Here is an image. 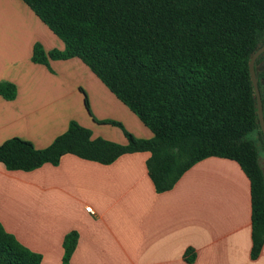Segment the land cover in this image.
I'll return each mask as SVG.
<instances>
[{
  "label": "crops",
  "instance_id": "obj_1",
  "mask_svg": "<svg viewBox=\"0 0 264 264\" xmlns=\"http://www.w3.org/2000/svg\"><path fill=\"white\" fill-rule=\"evenodd\" d=\"M37 44L46 54L65 50L23 0H0V84L16 88L13 100L0 95V145L19 137L46 149L71 122L93 140L128 145L111 122L153 139L81 59L35 63ZM150 156L126 154L104 165L67 154L30 172L0 163V223L45 264L62 263L72 232L78 243L71 264H264V247L251 257V185L238 163L204 159L174 189L158 193Z\"/></svg>",
  "mask_w": 264,
  "mask_h": 264
},
{
  "label": "trees",
  "instance_id": "obj_2",
  "mask_svg": "<svg viewBox=\"0 0 264 264\" xmlns=\"http://www.w3.org/2000/svg\"><path fill=\"white\" fill-rule=\"evenodd\" d=\"M65 44L49 54L36 45L33 61L79 58L154 134L125 131L128 145L92 139L77 122L46 149L19 137L0 145V163L30 172L58 165L72 154L104 165L148 152L158 193L174 189L198 162L223 158L240 165L251 185L252 251L264 247V141L250 61L264 45V0H23ZM261 65V68L259 66ZM264 104V54L256 61ZM0 95L16 96L12 84ZM88 104V99H86ZM113 125L120 123L111 122ZM78 243L64 240L61 264H71ZM0 264H45L0 223Z\"/></svg>",
  "mask_w": 264,
  "mask_h": 264
},
{
  "label": "water",
  "instance_id": "obj_3",
  "mask_svg": "<svg viewBox=\"0 0 264 264\" xmlns=\"http://www.w3.org/2000/svg\"><path fill=\"white\" fill-rule=\"evenodd\" d=\"M264 54V45L260 47L255 54L252 56L251 61H250V74L255 90V95L257 99V112H258V117L260 121V126L261 130L264 134V104L262 100V95L258 83V78H257V72H256V61Z\"/></svg>",
  "mask_w": 264,
  "mask_h": 264
},
{
  "label": "rangeland",
  "instance_id": "obj_4",
  "mask_svg": "<svg viewBox=\"0 0 264 264\" xmlns=\"http://www.w3.org/2000/svg\"><path fill=\"white\" fill-rule=\"evenodd\" d=\"M259 68H261V65L259 66ZM116 127L122 129V131H124V133H125V131L127 132V130H125V128L122 126V124H121V126L116 125ZM253 138L256 139L258 144H259V155H260V159H261L262 165L264 167V141L263 142L261 141V139L259 137V134H255L253 136Z\"/></svg>",
  "mask_w": 264,
  "mask_h": 264
},
{
  "label": "built area",
  "instance_id": "obj_5",
  "mask_svg": "<svg viewBox=\"0 0 264 264\" xmlns=\"http://www.w3.org/2000/svg\"><path fill=\"white\" fill-rule=\"evenodd\" d=\"M87 211L90 212V213H92V214H94V211H93V209L91 207H88L87 208Z\"/></svg>",
  "mask_w": 264,
  "mask_h": 264
}]
</instances>
